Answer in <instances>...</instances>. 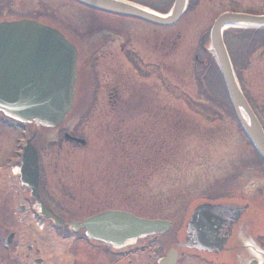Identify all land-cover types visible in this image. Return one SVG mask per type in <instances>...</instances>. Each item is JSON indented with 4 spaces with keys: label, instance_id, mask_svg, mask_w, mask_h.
I'll use <instances>...</instances> for the list:
<instances>
[{
    "label": "rangeland",
    "instance_id": "374dc122",
    "mask_svg": "<svg viewBox=\"0 0 264 264\" xmlns=\"http://www.w3.org/2000/svg\"><path fill=\"white\" fill-rule=\"evenodd\" d=\"M139 1L164 14L174 0ZM257 1L261 0H190L187 13L176 27L154 30L141 21L94 11L69 0H39L37 5L44 8V15L78 39L75 38L81 55L79 100L62 133L87 142L85 148L67 143L58 132H42L37 137L42 183L52 197L78 219L107 209L147 219L166 218L174 226L166 238L171 237L168 241L174 244L182 239L183 221L187 215L189 220L197 205L209 199H231L233 191H239L255 175L260 163L232 118L222 78L217 70L209 69L208 36L221 13L247 12L248 5ZM257 13L264 14V8ZM203 36L207 50L200 48ZM250 37L251 33L236 30L225 35L243 92L250 103H260L264 101V58L257 57L260 48L251 57L254 59L250 68L249 63L245 67V60L251 50L260 47L254 41L261 37L252 41ZM123 38L131 44L137 39L134 48L139 57L121 55L118 45L101 49L103 43L119 44ZM132 89L142 91L146 103L156 102L164 108L156 110L154 124L146 122L150 125L143 124L144 110L135 106L120 110L121 117L128 120L125 140L129 133L138 132L145 138L162 134L158 139H164L165 131L169 136L180 129L182 135H178L183 137L184 145L175 167L162 165L150 177L148 173L138 175L140 186L135 182L132 186L122 176L109 180L116 171L102 152L115 120L109 97L114 101L120 92V97L127 100ZM19 136L5 129L0 163L2 155L13 152ZM139 144L143 150L140 154H147L143 141ZM145 184L148 186L144 188ZM195 264L212 263L196 258Z\"/></svg>",
    "mask_w": 264,
    "mask_h": 264
},
{
    "label": "water",
    "instance_id": "95a60500",
    "mask_svg": "<svg viewBox=\"0 0 264 264\" xmlns=\"http://www.w3.org/2000/svg\"><path fill=\"white\" fill-rule=\"evenodd\" d=\"M87 8L170 27L184 15L188 0H175L171 12L162 16L121 0H73ZM229 27L264 28V16L224 14L210 32L211 51L221 73L234 115L264 162V131L241 92L226 49L223 32ZM78 50L57 29L33 21L0 24V112L15 121L45 129L60 127L75 105ZM67 139L74 140L69 136ZM82 145L85 142L76 140ZM22 180L38 196V153L28 143L22 161ZM212 205L194 210L188 233L193 238L182 248L209 252L224 246L217 240ZM44 215L54 217L46 208ZM216 218H214L215 220ZM216 221V220H215ZM90 238L112 246L170 230V223L140 219L126 212L111 211L84 221ZM172 250L164 264H175Z\"/></svg>",
    "mask_w": 264,
    "mask_h": 264
},
{
    "label": "flooded vegetation",
    "instance_id": "af4514ba",
    "mask_svg": "<svg viewBox=\"0 0 264 264\" xmlns=\"http://www.w3.org/2000/svg\"><path fill=\"white\" fill-rule=\"evenodd\" d=\"M38 3H40L39 0H0V23L26 18L30 20L43 18L44 8L37 5ZM34 8L35 10H33ZM263 8L264 0L257 1L253 5H248L249 11L245 13L259 14L258 10ZM136 40L133 41V44L130 41L125 42L124 38L119 44H112L108 41L102 44L101 49L106 46L111 47L110 45H118L121 55L139 57L134 48ZM254 42L255 46L259 44L260 47H255L248 54L246 68L248 63L250 68L254 59L251 57L254 56L256 48L261 50L257 57L264 58V39L256 40L255 38ZM126 51L130 53L128 54ZM142 95V91L133 90L128 94V99L123 100L119 92L114 101L110 95L111 113L119 116L115 120V127L119 133L127 129L128 125V120L120 115V110L124 107H138L137 109L145 111L144 115H148L150 111L156 115V110L160 111L164 108V106H158L156 102L146 103L143 100L146 98ZM251 107L264 128V101L252 102ZM19 127L17 125L15 128ZM13 128L9 121L0 115V142L5 129L13 131ZM23 133H27V128ZM138 134L139 137L142 136L140 132ZM27 141L26 138L18 142L20 145L16 151L17 156L21 155ZM14 146L16 147V141H14ZM20 155L14 164L12 163V153L2 155L0 163V264H160V261L172 249V243L168 241L172 238L167 239V234L144 237L120 248L107 246L88 238L85 230L75 229L72 223L81 224L90 215L78 219L69 208L61 204L60 200H55L52 197V192L46 190L42 183L41 167L38 189L41 204L33 197L32 191L22 183L20 174L15 172V167L20 163ZM251 189L258 190V203L255 206L254 214H248L251 210L250 205L221 206L213 211L215 217L221 218L216 229L220 234L219 238L226 240L223 252L208 253L193 249L192 255L186 256L184 251L186 249H178L180 244L178 243V247H175L178 251L176 264H195L196 258L204 261L209 260L205 257H210L212 264H243L242 261L237 260L239 256L244 259L245 264V256L249 255V246H256L264 251V235L261 236L258 224V219L264 218V182L251 183ZM43 205L58 218V223L42 216ZM242 208L244 209L242 210ZM256 216L258 219H255ZM189 239L186 230V237L182 243H186ZM189 257L190 260L186 261ZM246 264H250V262Z\"/></svg>",
    "mask_w": 264,
    "mask_h": 264
},
{
    "label": "trees",
    "instance_id": "16d2710c",
    "mask_svg": "<svg viewBox=\"0 0 264 264\" xmlns=\"http://www.w3.org/2000/svg\"><path fill=\"white\" fill-rule=\"evenodd\" d=\"M178 134L182 135L180 129L176 131V134L172 132L167 142H162L163 149L168 150V153L165 151L160 154L156 150L162 149L161 147L155 148V143H147L144 147L147 154L143 153L142 155L135 151L137 142L134 139L129 137L128 140L123 141L115 136L103 147L105 151L102 149V152H105L108 159L111 160L112 166L116 168V174L121 175L125 182L136 183L140 181L138 175L148 173L147 177H150L153 174L152 168H157L161 164L165 165L167 162L173 167L176 166L178 157L181 156L182 146H184L183 137ZM156 145L159 144L156 143ZM139 151L143 152L141 149Z\"/></svg>",
    "mask_w": 264,
    "mask_h": 264
},
{
    "label": "bare ground",
    "instance_id": "6f19581e",
    "mask_svg": "<svg viewBox=\"0 0 264 264\" xmlns=\"http://www.w3.org/2000/svg\"><path fill=\"white\" fill-rule=\"evenodd\" d=\"M17 171V170H16Z\"/></svg>",
    "mask_w": 264,
    "mask_h": 264
}]
</instances>
